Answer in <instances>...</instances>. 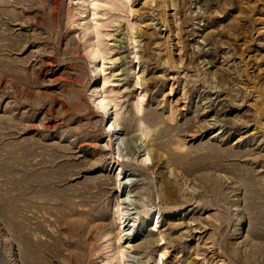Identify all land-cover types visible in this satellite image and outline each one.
Wrapping results in <instances>:
<instances>
[{
    "label": "rangeland",
    "instance_id": "374dc122",
    "mask_svg": "<svg viewBox=\"0 0 264 264\" xmlns=\"http://www.w3.org/2000/svg\"><path fill=\"white\" fill-rule=\"evenodd\" d=\"M0 264H264V0H0Z\"/></svg>",
    "mask_w": 264,
    "mask_h": 264
},
{
    "label": "bare ground",
    "instance_id": "6f19581e",
    "mask_svg": "<svg viewBox=\"0 0 264 264\" xmlns=\"http://www.w3.org/2000/svg\"><path fill=\"white\" fill-rule=\"evenodd\" d=\"M115 123H116V122H115ZM211 124H212V123H211ZM122 128H123V127H122ZM123 129H124V128H123ZM109 135H110V134H109ZM131 136H132V135H131ZM135 148H136V146H135ZM150 149H151V148H150ZM156 149H157V148H156ZM158 150H160V149H158ZM160 151H161V150H160ZM160 151H159V152H160ZM155 154H156V153H155ZM154 158H155V157H154ZM164 177H165V176H164ZM143 222H144V221H143ZM139 228H140V227H139ZM128 234L130 235V233H128ZM151 240H152L151 238H148V237L146 238V241H149V242H150Z\"/></svg>",
    "mask_w": 264,
    "mask_h": 264
}]
</instances>
